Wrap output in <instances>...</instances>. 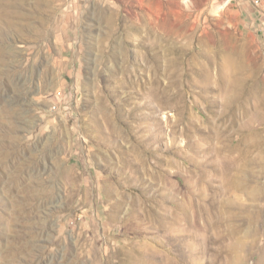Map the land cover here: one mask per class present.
Returning <instances> with one entry per match:
<instances>
[{"label":"rangeland","instance_id":"374dc122","mask_svg":"<svg viewBox=\"0 0 264 264\" xmlns=\"http://www.w3.org/2000/svg\"><path fill=\"white\" fill-rule=\"evenodd\" d=\"M259 19L251 0H0V264H264ZM228 59L234 119L203 87ZM148 66L161 129L105 143L98 106L132 130Z\"/></svg>","mask_w":264,"mask_h":264},{"label":"bare ground","instance_id":"6f19581e","mask_svg":"<svg viewBox=\"0 0 264 264\" xmlns=\"http://www.w3.org/2000/svg\"><path fill=\"white\" fill-rule=\"evenodd\" d=\"M112 16H113L114 20H118L121 18L120 14L117 12H113ZM146 16L144 15L142 17V20H145L147 18ZM156 28H157V26L155 27V29ZM199 41H201V40H199ZM169 63H170L169 67H174L176 65L174 60H170ZM237 68H238V65L233 60L228 59L225 63H223L221 65H217V69L219 71L218 78H216L212 81H207L203 85L204 90L215 88L218 91L219 90L221 92L224 91L228 95V100L224 104V109H226V108L228 109V108L232 107L231 109H229L230 112H228V113L232 114L233 119H234L233 112L237 110V107L240 104V97L238 95V87L236 86V81L233 79L234 73L237 71ZM147 69L150 72V77L148 78V80L145 83L144 82L138 83V82L132 81V80L127 82L128 87L132 90L130 92L126 91L125 93L126 94H132L133 98L136 99V101L135 102H129L128 98H126L124 100L125 101L124 106L126 108H123L124 114L121 116L122 121L119 123H121L122 126L125 125L127 127H133L132 130H130V131L126 130V129H124L125 127L123 128L124 129L123 130L120 126H118L120 124H118V120L115 117L114 113L112 111H110L109 107L105 106L104 103L98 106L97 117H96V127H97L99 133L102 135L101 139L105 143L115 144L119 141V139H121L123 141L134 140V141H138L141 144V147H144V145H143V141H144L143 139L144 138L139 137V135H137L136 133L144 130V131H148L149 134L151 133L154 136H156L158 134L159 130L161 129L159 121H157V119L155 118L157 116V114L164 108V105H165L164 96L162 94V91H163L162 83H161V79L159 78L160 69L158 67H155V66H151V67L148 66ZM166 72H169V75L172 76V78L175 76V72L173 70L167 69ZM198 76L201 78L202 77L201 73L198 74ZM128 87H126V88H128ZM214 101L216 102V99H214ZM234 104H236V105H234ZM119 105H121V104H119ZM123 110L121 109V111H123ZM144 110H148L149 112H147V113L143 112ZM223 114H225V113L223 112L222 114L218 115L219 117H221L222 121H223V119H225V116L227 115L226 114L224 116ZM134 118L137 121H139L138 123H135V125H130L131 122L126 121V120L130 121ZM150 118L155 119V122H152V123L146 122L147 119H150ZM123 119H125V121ZM231 121H233V120L231 119ZM145 122H146V124H145ZM154 139H155V141L157 140L156 137H154ZM129 164H132V162L130 161ZM140 164L143 165L142 162H140ZM176 209L182 210L184 213V207L182 204H178ZM196 215H198V214H196ZM175 219L177 222H178V220H180V218L178 216H176ZM193 225H194V229H195V224H193ZM204 228H206V227H204Z\"/></svg>","mask_w":264,"mask_h":264},{"label":"built area","instance_id":"2783aa9c","mask_svg":"<svg viewBox=\"0 0 264 264\" xmlns=\"http://www.w3.org/2000/svg\"><path fill=\"white\" fill-rule=\"evenodd\" d=\"M252 6L260 15V27L264 39V0H251Z\"/></svg>","mask_w":264,"mask_h":264}]
</instances>
